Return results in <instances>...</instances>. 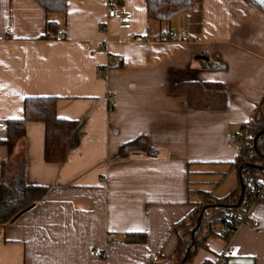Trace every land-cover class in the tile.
<instances>
[{"label":"crops","instance_id":"crops-1","mask_svg":"<svg viewBox=\"0 0 264 264\" xmlns=\"http://www.w3.org/2000/svg\"><path fill=\"white\" fill-rule=\"evenodd\" d=\"M190 1L191 12L160 24L149 20L146 0H121L113 18L110 0H69L66 14L49 16L36 0H0V179L7 121L24 117L27 98L56 97L59 118L85 120L63 164L45 160V125L27 124L11 160L24 155L27 183L48 193L0 226V264L182 263V225L191 226L202 193L219 201L239 183L218 194L204 190V179L227 169L230 179L240 153L230 137L260 117L264 98V11L245 0ZM48 19L64 38L43 39ZM184 83L222 84L227 109H190L173 91ZM139 137L147 152L121 158ZM251 215L259 226L238 229L228 264H264V201ZM223 228L205 230L196 241L205 245L184 264L215 261ZM110 234L120 241L108 242ZM128 234L146 241L127 243Z\"/></svg>","mask_w":264,"mask_h":264},{"label":"trees","instance_id":"trees-1","mask_svg":"<svg viewBox=\"0 0 264 264\" xmlns=\"http://www.w3.org/2000/svg\"><path fill=\"white\" fill-rule=\"evenodd\" d=\"M36 1L46 10L48 16L68 12L69 0ZM117 1L121 4V0ZM245 1L264 11V8L259 7L254 0ZM146 6L149 20L160 24H170L174 18L189 13L194 8V4L190 0H146ZM58 31V24L48 19L43 39H50ZM173 91L185 95L189 108L195 111L218 112L226 110L228 106L227 90L220 83H184L174 87ZM57 103L58 98L56 97L27 98L24 117L7 121L8 135L1 141V144L8 150L9 158L2 167L0 179V226L14 223L23 214L34 208L48 193V188L27 183L25 175L27 159L24 155L18 160L14 159L16 160L14 162L11 160L18 144L26 138L27 124L38 122L45 125V160L47 163H65L69 152L77 149L81 144V130L85 125V120L71 121L59 118ZM263 107L264 98L258 109L260 117L245 124L240 134L252 133L256 135V139L252 142L251 148H240L236 161L231 165V168L238 174V185L219 201H215L210 194L202 193L203 199L199 205L200 208L194 210L191 216V226L182 225L180 239L184 242L185 247L188 248L191 244V231L198 224L205 206L215 203L225 205L206 212L202 224L196 232L197 237L202 236L207 229L213 234L214 228L225 225L237 212H243L244 197L251 189V180L256 170L264 167ZM148 147V139L139 137L120 148V157L125 159L136 154H144ZM222 208L228 209L229 214H222L217 218V212ZM145 241L146 236L142 234H128L126 237L127 243H144ZM203 245L195 242L185 263H189L196 255L198 248Z\"/></svg>","mask_w":264,"mask_h":264},{"label":"built area","instance_id":"built-area-1","mask_svg":"<svg viewBox=\"0 0 264 264\" xmlns=\"http://www.w3.org/2000/svg\"><path fill=\"white\" fill-rule=\"evenodd\" d=\"M120 7V3L117 0H110L108 15L113 18L117 14V10ZM59 36H65L63 31L57 33ZM104 49L98 47H91L90 53L93 55H99ZM256 139V135L252 133H245L239 137H230V143L238 145L240 148H251L252 142ZM264 142V135L262 136ZM264 201V167L258 168L254 177L251 180V189L248 194L244 197L243 212L241 215H233L232 218L224 225L222 237L224 239V245L222 251L215 261L209 262L208 264H228L229 259L232 258L237 249L233 244L234 236L238 229L246 224H252L254 227H258L257 221L252 218V211L256 205ZM218 204V203H216ZM108 242H119L120 240L114 235H108ZM207 240H213V235L209 234L205 237ZM98 257H104L105 252L101 249L96 250ZM155 264V263H152Z\"/></svg>","mask_w":264,"mask_h":264},{"label":"rangeland","instance_id":"rangeland-1","mask_svg":"<svg viewBox=\"0 0 264 264\" xmlns=\"http://www.w3.org/2000/svg\"><path fill=\"white\" fill-rule=\"evenodd\" d=\"M263 111H264V107H263ZM221 171H223V170H221ZM226 172L228 173L229 172V169H227L226 170ZM227 173H221L219 176H211V177H207V178H205L204 179V182L206 183V184H204V190L205 191H213V190H216L217 189V191H216V193L218 192V194H220V193H222V192H226V190H230V187H229V185H230V183H232V184H236L237 185V178H238V176H237V172L236 171H233V174H232V176H229L228 178H230V179H228V181H227V179H226V176H227ZM226 179V180H225ZM193 180H194V177H193ZM227 181V182H226ZM235 186V185H234ZM218 187V188H217ZM216 204V203H215ZM214 204V205H215ZM204 209V208H203ZM215 209H217V208H215ZM222 214H226V215H228L229 214V210L228 209H226V208H222L220 211H218L217 212V218H219V216L220 215H222ZM237 214L238 215H241L242 214V212H237ZM212 221H214V220H212ZM196 227H197V225H196ZM195 227V228H196ZM194 228V229H195ZM193 229V230H194ZM193 230L191 231V233L193 232ZM195 237H196V241L198 240V241H201V238H200V236L199 237H197L196 236V234H195ZM203 241V240H202ZM191 245V244H190ZM186 251H187V249H186ZM186 251H184V253H186Z\"/></svg>","mask_w":264,"mask_h":264},{"label":"water","instance_id":"water-1","mask_svg":"<svg viewBox=\"0 0 264 264\" xmlns=\"http://www.w3.org/2000/svg\"><path fill=\"white\" fill-rule=\"evenodd\" d=\"M256 2V4H258L260 7L264 8V0H254ZM200 59L202 60H207L205 57H199ZM242 184V182H241ZM225 205L223 204H215V205H207L204 207L203 211H202V214L200 215L199 217V220H198V224H197V227L193 230V232L191 233V245L188 247L187 251H186V254H185V257L182 261L181 264H184L192 247L194 246L195 242H196V237H195V234L196 232L198 231V229L200 228L201 224H202V221H203V218L206 214V212L209 210V209H213V208H220V207H224Z\"/></svg>","mask_w":264,"mask_h":264}]
</instances>
